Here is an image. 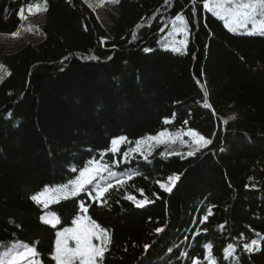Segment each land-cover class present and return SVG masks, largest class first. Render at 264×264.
<instances>
[{
    "label": "trees",
    "instance_id": "1",
    "mask_svg": "<svg viewBox=\"0 0 264 264\" xmlns=\"http://www.w3.org/2000/svg\"><path fill=\"white\" fill-rule=\"evenodd\" d=\"M30 2L39 0H0L1 36L18 31L17 12ZM47 2L37 41L0 42L10 73L0 83V253L34 245L42 264H54L55 232L71 225L83 199L111 233L105 264H208V244L218 264H264V37L228 32L204 0H120L107 28L83 0ZM181 12L190 30L184 54L158 44L160 29ZM165 129H192L212 143L191 157L157 148L128 163L109 152L111 171L140 174L111 189L106 204L84 193L48 209L30 199L74 179L72 169L99 159L113 138L132 142L123 153ZM173 174L180 178L165 192L158 181ZM139 189L152 201L140 208L125 199H143ZM48 211L61 217L56 229L41 221ZM252 239L262 250L249 254L243 244ZM228 244L235 251L224 259Z\"/></svg>",
    "mask_w": 264,
    "mask_h": 264
},
{
    "label": "snow or ice",
    "instance_id": "2",
    "mask_svg": "<svg viewBox=\"0 0 264 264\" xmlns=\"http://www.w3.org/2000/svg\"><path fill=\"white\" fill-rule=\"evenodd\" d=\"M91 8L93 3L90 0H84ZM112 4H119L120 0H109ZM165 4L168 0H164ZM105 0H96V6H102ZM195 6L196 0H192ZM203 9L212 16L216 17L223 22V26L228 32L235 35L247 36H260L264 37V0H204ZM48 11L47 0H39V2L29 3L27 5V12L30 15L39 13H46ZM195 14V7L193 8V15ZM17 16L21 21H24L25 9L21 7L17 12ZM171 30L167 34V38L163 42V47L170 48L171 51L179 54H184L187 49L188 36L190 34L189 23L187 17L183 12L175 15L170 20ZM22 26V25H21ZM137 28L142 25H137ZM165 28L168 27L166 24ZM29 30H31L29 28ZM160 31H164L161 28ZM19 33H13V36ZM136 32H132V39H136ZM177 36H183V39L177 40ZM146 52L150 49H144ZM111 57H109L110 59ZM87 59L97 60L96 56L87 57ZM0 70L4 74L0 75V83L3 82L5 76L10 75L7 70L3 69L0 65ZM199 83V81H197ZM203 88V85H202ZM207 91L204 92L205 107H210L207 103ZM172 119H175L173 115ZM165 124L171 123L170 120H165ZM187 124V121H184ZM183 136H188L190 141L184 140ZM179 141L180 145L187 146L190 150L187 151L188 157L194 156L203 148H206L212 143V140L206 138L195 130H178L176 132H169L167 129L160 131L156 135H148L137 139L133 147L127 148L121 153V146L124 144H132L127 137L121 136L111 140V147L100 153L99 159L92 158L88 160L82 169L77 170L73 168V172L78 171V175L74 179H69L67 183L57 185L54 187L45 186L42 191L33 194L30 199L37 205H41L44 209H48L50 205L59 203L61 200H67L70 197H78L84 193L91 201L100 200L102 204L107 203L106 194L114 187H123L128 181L132 180L139 172L131 173L129 175L117 178V174L111 171V165L104 162V157L110 152L113 156L121 155L124 163L129 162L130 157L136 155L141 156L145 161L155 148L160 145H171ZM180 153L168 151L161 152L160 155L164 156ZM120 161L113 160L112 164L118 165ZM105 173L107 175H105ZM180 176L173 174L167 178V182H159V187L165 192H171L172 186L175 185ZM115 180V183L112 181ZM255 185H253L254 187ZM140 195L143 199H137L132 194H127L125 199L131 201L136 207H144L145 204L152 201L144 195V190L139 189ZM155 195V194H153ZM158 198V197H157ZM90 204L81 199L79 202V209L77 214L71 220V226L62 227L55 232L54 248L49 254L50 260L54 264H105L106 253L110 251L112 244V236L108 229L102 227L95 219L89 215ZM214 207V206H213ZM213 215L211 208H209L206 215H204L201 223L208 221L209 216ZM42 223L56 229L57 225L61 224V217L55 211H48L41 217ZM221 228L224 225H220ZM157 233L163 231L162 228L155 230ZM204 231H207L205 229ZM199 234V233H197ZM150 246L145 245V252ZM207 249L206 257L208 264H218L216 258L213 256L212 245L205 246ZM243 250L246 253H253L261 251V241L252 239L250 242L243 244ZM235 251L233 244H228L224 249V259H228ZM41 253L38 252L37 247L34 245H21L20 248H11L6 256L0 257V264H42L40 259ZM193 264H200L198 259L193 260Z\"/></svg>",
    "mask_w": 264,
    "mask_h": 264
},
{
    "label": "rangeland",
    "instance_id": "3",
    "mask_svg": "<svg viewBox=\"0 0 264 264\" xmlns=\"http://www.w3.org/2000/svg\"><path fill=\"white\" fill-rule=\"evenodd\" d=\"M90 2L93 3V7H91V9L94 11V13L98 17V19L102 23V25L107 28L109 26L108 12H109V9H110L112 3H110L109 0H105V3L102 6L97 7L96 6V0H90ZM24 9H25V16L27 18L24 21H22V24H21L22 26H20L18 31H17L19 34L16 36H13V35L1 36L0 35V42L1 43L5 42L7 45H10L13 48H18L25 43L34 42V41L38 40V38H39V34H38L39 20H40L42 13H39L36 15H30L27 12V8L24 7ZM167 25H168V27L167 28L164 27L165 30L163 31V33L158 38V44L163 49H166L165 47H163V42L167 38L168 32L171 30L170 22ZM29 28L31 30H29ZM179 39H183V36H177V40H179ZM167 50H171V49L168 48ZM3 74H4L3 70H0V75H3ZM183 139L191 142L190 138L188 136H183ZM157 148H162L163 152H165V150L167 148L168 151H171L174 153H180L179 155H186L187 151L190 150L187 146L180 145L179 141H177L175 144L171 145L170 148L167 145H160ZM157 148H155V149H157ZM165 155H167V154H165ZM173 155H177V154H173ZM121 176L122 175H118L117 178H119ZM112 182L115 183V180H113ZM21 245L22 244H20V243L13 244L8 249H5V251L3 253H0V257L6 256L9 249H11L13 247L20 248Z\"/></svg>",
    "mask_w": 264,
    "mask_h": 264
}]
</instances>
